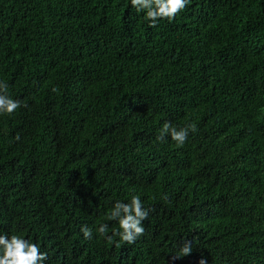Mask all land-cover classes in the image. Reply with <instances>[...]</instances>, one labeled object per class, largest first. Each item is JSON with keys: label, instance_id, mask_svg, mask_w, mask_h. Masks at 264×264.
Instances as JSON below:
<instances>
[{"label": "trees", "instance_id": "1", "mask_svg": "<svg viewBox=\"0 0 264 264\" xmlns=\"http://www.w3.org/2000/svg\"><path fill=\"white\" fill-rule=\"evenodd\" d=\"M145 14L0 0V81L21 101L0 115V235L44 264H264V0H191L155 27ZM165 122L197 131L178 146L157 139ZM133 195L144 234L100 236Z\"/></svg>", "mask_w": 264, "mask_h": 264}, {"label": "clouds", "instance_id": "2", "mask_svg": "<svg viewBox=\"0 0 264 264\" xmlns=\"http://www.w3.org/2000/svg\"><path fill=\"white\" fill-rule=\"evenodd\" d=\"M191 0H131V5L138 11L146 10L145 19L149 21V26L155 27L159 19L172 21L182 12ZM53 91H56L53 88ZM26 106V105H24ZM19 107L21 101L13 99L8 93V85L0 81V115H11ZM197 131L195 122L186 123L177 128L171 122H165L157 136L158 140L163 141L166 136H170L178 146H182L189 133ZM19 139V136L16 137ZM167 198L166 196L164 197ZM148 212L143 207V202L139 195H133L130 202L125 203L117 200L112 209L107 213L106 219L118 221L119 230H113L111 236L108 235V225L100 224L96 229L97 233L112 241L118 236L121 242L132 244L137 237L145 232L142 222L147 219ZM81 231L85 238H91L92 229L82 227ZM192 252V242L186 241L181 251L173 259L181 258ZM47 260V253L41 252L38 244L30 242L19 235H12L10 238L0 235V264H44ZM199 264H207V260L201 257Z\"/></svg>", "mask_w": 264, "mask_h": 264}]
</instances>
